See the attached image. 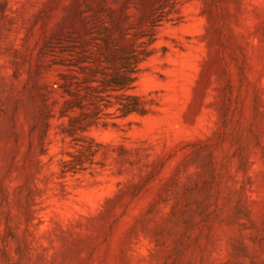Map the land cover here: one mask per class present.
<instances>
[{"label": "rangeland", "instance_id": "rangeland-1", "mask_svg": "<svg viewBox=\"0 0 264 264\" xmlns=\"http://www.w3.org/2000/svg\"><path fill=\"white\" fill-rule=\"evenodd\" d=\"M0 264H264V0H0Z\"/></svg>", "mask_w": 264, "mask_h": 264}, {"label": "trees", "instance_id": "trees-1", "mask_svg": "<svg viewBox=\"0 0 264 264\" xmlns=\"http://www.w3.org/2000/svg\"><path fill=\"white\" fill-rule=\"evenodd\" d=\"M132 112V110L131 109H128L127 111H126V115L127 114H130Z\"/></svg>", "mask_w": 264, "mask_h": 264}]
</instances>
